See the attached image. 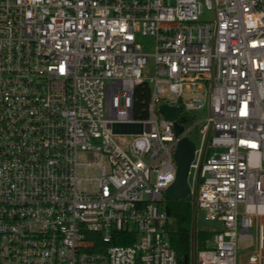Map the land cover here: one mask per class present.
I'll return each instance as SVG.
<instances>
[{"label": "built area", "instance_id": "2783aa9c", "mask_svg": "<svg viewBox=\"0 0 264 264\" xmlns=\"http://www.w3.org/2000/svg\"><path fill=\"white\" fill-rule=\"evenodd\" d=\"M164 103L182 107L179 135ZM205 107L198 145L200 120L181 118ZM182 137L219 223L196 264H239L264 218V0H0V264H181L162 205ZM80 152L103 157L96 177ZM246 258L264 264L263 223Z\"/></svg>", "mask_w": 264, "mask_h": 264}, {"label": "trees", "instance_id": "16d2710c", "mask_svg": "<svg viewBox=\"0 0 264 264\" xmlns=\"http://www.w3.org/2000/svg\"><path fill=\"white\" fill-rule=\"evenodd\" d=\"M151 85L148 82H140L135 87L134 115L138 118L148 116V104L151 97ZM184 121V117L181 118ZM172 218V224L166 228L167 237L172 246L176 249L181 264H191L192 252V222H193V202L191 196H186L180 200L166 198L162 205ZM209 238V230L199 229L196 237L197 249L204 248ZM116 243H131L132 241L116 240Z\"/></svg>", "mask_w": 264, "mask_h": 264}, {"label": "rangeland", "instance_id": "374dc122", "mask_svg": "<svg viewBox=\"0 0 264 264\" xmlns=\"http://www.w3.org/2000/svg\"><path fill=\"white\" fill-rule=\"evenodd\" d=\"M209 16H211L210 13H208L204 17L206 18ZM140 40L143 42L144 46L146 47L145 49L148 52H150V53L154 52V50H155L154 49V41L151 37H141ZM149 64H150L149 72L152 73L153 67H154L153 56H150ZM187 94H189V92H187ZM201 96L203 98H207V91L205 89L201 90ZM207 115H208V111H207V108L205 107L204 109H201V110H198L195 112H184V114L182 116V117H184L183 122L187 126H191L192 124H194L200 120V122L198 124H196V126L193 128L192 132L190 133L191 138H193V140L198 145L200 144V137L198 136L197 133H198L200 127L202 126V124L204 123V121L202 119L205 118ZM78 159L81 162L90 163L89 165L80 166L78 168V173L81 176L96 177L98 175V169L96 167L92 166L91 164L95 161L103 160V157L101 156L100 153L80 152L78 155ZM189 179H190V182L193 184L195 181L193 174L190 175ZM87 183L88 182H84L85 187H87ZM93 186L95 187L96 183H93ZM260 223H263V225H264V218H261V217L255 218V224H254L253 232H252L253 236L251 238H242V239L238 240V253H239V257H241L243 260L246 258L245 255L250 250L257 248ZM218 227H219V223L214 222V221L205 220L202 216V212L198 211L197 232L199 229H201V230L206 229V230L212 231V230L218 229Z\"/></svg>", "mask_w": 264, "mask_h": 264}, {"label": "water", "instance_id": "95a60500", "mask_svg": "<svg viewBox=\"0 0 264 264\" xmlns=\"http://www.w3.org/2000/svg\"><path fill=\"white\" fill-rule=\"evenodd\" d=\"M161 114L170 120L174 121V127L176 133L179 135L184 126L180 124L176 119L182 112V107L171 106L166 103L161 104L159 108ZM196 144L189 137H182L175 150V160L177 163V172L175 181L166 189L165 195L171 200H180L186 196L192 197L193 202V222H192V252H191V264H196V237H197V188L198 180L194 182L193 192L189 182V171L192 161L195 157Z\"/></svg>", "mask_w": 264, "mask_h": 264}, {"label": "crops", "instance_id": "0c3cea01", "mask_svg": "<svg viewBox=\"0 0 264 264\" xmlns=\"http://www.w3.org/2000/svg\"><path fill=\"white\" fill-rule=\"evenodd\" d=\"M246 256V255H245ZM247 262V258H245L244 260L240 257V260H239V264H246Z\"/></svg>", "mask_w": 264, "mask_h": 264}]
</instances>
